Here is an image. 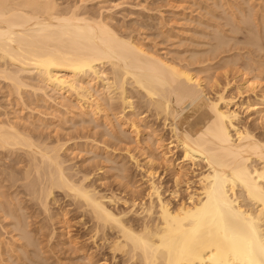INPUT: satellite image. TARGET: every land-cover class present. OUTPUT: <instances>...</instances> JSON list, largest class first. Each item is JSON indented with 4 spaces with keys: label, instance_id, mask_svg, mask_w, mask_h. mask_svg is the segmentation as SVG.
I'll return each mask as SVG.
<instances>
[{
    "label": "bare ground",
    "instance_id": "bare-ground-1",
    "mask_svg": "<svg viewBox=\"0 0 264 264\" xmlns=\"http://www.w3.org/2000/svg\"><path fill=\"white\" fill-rule=\"evenodd\" d=\"M56 1L58 0H0V79L10 82L12 88L9 89L20 95L28 85L24 82L27 78L23 79L20 73L22 70L34 72L38 84L52 89L61 96L59 99L64 98L65 93L72 94L80 104V109L87 108L90 110L89 114L94 115L107 110L106 99L110 103L115 94L113 91L118 93L123 110H133L128 85L141 96L147 105L146 110H153L155 116L164 118L163 124L169 126L171 140L163 144L160 136L151 130L154 136L151 141L158 150V153L155 151V158L145 153L142 162L130 154V159L142 171L141 178L146 184L147 198L144 200L141 195L143 199L137 197L141 201L136 200L135 196L128 200L114 194L100 193L93 185L86 183L89 178L87 174L75 179L77 174L73 177L72 173H68L66 161L61 156L64 150L62 143L56 142L49 146L46 144L48 140L41 143L35 138L36 141L30 133L23 132L12 121L0 120V148L12 152L21 150L29 157L28 162L24 161L28 167H25L26 173L23 172V175H26L23 177L28 179L32 173L33 177L26 180L27 183L23 186L36 197L38 204L42 206V214H49L47 211L49 212L48 206L51 204L48 205V199L50 196L53 199L54 189L64 192V196L73 199L70 202L75 201L72 204H75V208L78 206L79 212L83 211L89 216L94 232L92 238L99 232L102 233H99L103 238L101 242L104 240L103 244H106L104 246L114 262L118 259L116 257L121 256L126 264H264V139L240 122L238 111L233 108L237 106L236 102L224 93L226 87L218 90L216 85L219 83L216 84L217 80H213L216 78L213 75L211 79L206 77L210 76L207 72L209 66L205 65L206 70L201 67L202 63H206L205 60L196 59L195 54L190 55V62L195 59L194 62L202 68L200 70L196 68L197 64L193 63V67L187 60L184 64L183 60L155 53L133 35L119 33L106 17L80 14L77 11L80 7L77 5L73 8H68V5L63 9ZM262 7L259 10L261 12L262 9L264 11V2ZM244 16L247 18V15ZM253 30H248L250 35L254 34ZM256 30L258 29L254 32ZM256 35L254 37L257 39ZM249 39L251 40V36ZM219 42L215 46L224 43ZM252 42L257 45L259 41L255 42L252 38ZM252 42L250 43L253 45ZM258 45H261L260 42ZM216 49L215 47L214 50ZM209 60L207 59V63ZM251 62L249 73H257L252 72V76H247L249 73L246 67L247 71L243 70L244 81L237 86L239 91L244 86L257 88L264 81V70L262 74L258 71L261 66L258 64L264 65V61L257 64ZM13 64L21 66L19 73V68L16 71L7 68V65ZM106 64L109 65L111 80L104 72L106 69H103ZM212 65L213 63L211 67ZM263 67L261 68L264 69ZM98 80L104 82L102 86L107 96L105 93V96L99 94ZM37 87L36 85L31 89L37 90ZM214 87L217 90L211 91L212 94L215 93L209 96L212 94L208 93L210 91L207 88L213 90ZM40 88L37 92L42 91ZM261 93L257 103L259 107L255 109L256 107H252L255 104L247 103L246 109L254 108V113H259L260 120L264 123V90ZM117 115L113 114L119 126L127 122L129 129L135 134L136 143H139L140 131L136 117L131 120L124 118V115ZM172 148L181 151L180 163L170 160ZM157 160H162L166 168L172 170L175 188L169 192L167 190L170 197L164 195L160 180L156 178L153 165ZM199 165L201 170L193 174L196 180H191L190 173H194V167ZM194 181L196 187L192 185L194 188L190 190V184ZM182 185H185L187 196L177 201L175 199ZM137 187L131 184V192L135 193ZM171 198L177 202L176 205L172 204L174 200L171 201ZM118 202L125 207L114 211L115 208L112 209L109 204ZM130 215L141 217L139 227L133 224L137 226L134 227L127 220L128 216V219L131 218ZM81 216L83 218L84 215ZM20 219L17 229L23 237L28 238L29 230L25 225L24 229V223L21 224ZM67 227L62 229L67 232Z\"/></svg>",
    "mask_w": 264,
    "mask_h": 264
},
{
    "label": "rangeland",
    "instance_id": "rangeland-1",
    "mask_svg": "<svg viewBox=\"0 0 264 264\" xmlns=\"http://www.w3.org/2000/svg\"><path fill=\"white\" fill-rule=\"evenodd\" d=\"M56 2L63 9L67 8L68 5V8H73V6L77 5L78 8L80 7L77 11L83 15L87 14L94 17L99 15L106 17L105 19L114 26L119 33L129 36L133 35L155 53L165 54V56L167 55V57L176 60H183L184 64L187 60L191 65H193V63L194 65L197 64L194 62L195 59L190 62L192 59H190V57L194 54V56L197 57L196 59L205 60L204 62L206 63H202L204 67H201L206 70V66H209L208 68L211 72L210 73L207 69L210 76L207 74L208 76L206 77H210V79L212 77L216 78L213 80H217L215 81L216 84L219 83L216 85L218 86L217 89L219 88L218 90L221 88L223 89V86L226 87L224 93L227 97H232L233 101L236 102L237 106H233V108H236L238 111L239 117L241 118L240 122L248 126L249 129H253L254 131H252L256 136L260 135L258 137L264 139L263 120H260L261 115L259 116V113H254V108L256 107L255 109H257L259 107L257 103L260 101L261 92L264 90V81L260 83L261 86L259 85L257 88L254 87V89L244 86V88L242 87L239 91L237 87L244 81L243 70L247 71L248 69L249 73L251 61L256 62V64L263 63L264 61V39H262L264 38L262 36L264 34V32L262 33L264 30V11L263 9L262 12L259 11L263 8V0H58ZM260 5L261 7H258ZM250 14H252V16ZM253 14L256 16L254 17ZM244 15H247V18H245ZM244 19H247L245 22L246 24L244 23ZM248 20L250 22H248ZM249 27L254 30L258 29L256 30L257 32L255 31L257 35L254 30L252 31L254 34L250 35L251 32H248V30L251 31V29ZM234 28L236 30H234ZM261 28H263L262 31ZM258 31L261 32L258 33ZM255 35L257 39L254 37ZM250 36L251 40L249 39ZM217 37H220L219 39L222 41ZM224 37L226 38L224 39ZM252 38H254L255 42L258 40L261 45H258L259 42H257V46L256 43L252 42ZM218 42H224L225 45L222 43L220 46H215ZM250 42H252L253 45ZM215 47L217 48L216 50H214ZM255 47H259L262 50L258 48L257 51ZM207 49L210 51L213 50L210 52L209 50L206 51ZM249 58L254 59L250 61ZM207 59H210L209 63H207ZM256 59L260 61L258 62ZM226 61L228 63H226ZM246 62L249 63L245 65ZM0 63L2 64V62ZM212 63L213 65L211 67ZM231 63L235 64L232 65ZM239 63L241 66L238 65ZM194 65L193 67L196 66L197 69L201 68L199 64H197L198 67ZM258 65H261L258 71L262 74L264 69L261 67L264 65ZM9 67L13 71L19 68L17 70L18 73L21 70L19 64H13L12 66L7 65L8 69ZM105 67L103 68L106 69L104 72L107 73V77L111 80L112 76L108 71L109 65L106 64ZM252 72L254 74L257 73V71H251V74L247 72L244 73H247V76L250 77L252 76ZM20 74H22L20 75L21 77H24L23 79L27 78L24 80L26 84L32 87H36L37 85L39 88L41 86L42 91L37 92V90H39L38 87L37 90L36 88H33V90L31 89L32 87L26 85L27 87L22 90L24 92L21 91L19 95L11 91L12 89H9L12 88L10 82L0 79V120L12 121L17 124L23 132L26 131L30 133L29 135H32L31 137H34V140L38 139L41 143H46L44 141L48 140L46 144L49 146L56 142L62 143L64 150L61 152V156L66 161V171L72 173L73 177L77 174V176L75 175L74 177L75 179L87 174L89 178L86 183L88 185H93L100 193L106 195L114 194L117 197L126 198L128 200L134 196L136 200L139 201L143 198L144 200L147 198L145 196V191L147 190L145 188L146 184L143 178H141L142 171L136 167L135 163L130 159V154L134 155L137 159L139 158L138 160L142 162L146 154L155 158L158 150L154 147L155 145L153 146L154 142L152 141L154 138L152 137L154 136L152 131L154 130L155 134L160 136L163 144H167V142L171 140V134L169 132V126L163 124L164 118L162 116H159V118L154 115L152 112L153 110H146L148 109L147 105L143 102L141 96L136 93V90L131 89V87L127 85L131 101L133 102V110H129V108L123 110V106L120 104L121 101H119L118 98V93L113 91L115 93L113 94L111 92V95L113 94V99L110 103L107 99V103L105 102L107 110L96 114V116L92 113L89 114L90 110L88 109V111L87 108L80 109V104H78L75 96H71L72 94H69V96L65 93L64 95L66 98L59 99V97H61L58 96L59 94L50 88L47 89L44 84H38L39 81L35 80L36 77L34 72H23L22 70ZM202 75L204 76L205 74ZM103 77L105 80V76ZM102 82L100 80L97 81V89L101 96H105L103 94L105 93V89H103ZM214 88L213 90L207 88V91H210L208 93L212 94L211 91L217 90L216 87ZM214 93L215 92L209 96H213ZM105 94L106 96L108 95L107 92ZM247 103L250 105L255 104L252 106L254 108L250 107L246 109ZM113 114L124 115V118L131 120L135 119L134 116L136 117L137 123L139 124L138 131L140 132H138V136L140 144L136 143L135 134L131 132L127 122L119 126ZM92 115H94V117ZM109 120L111 126L110 123H108ZM139 120L142 123L139 122ZM145 138L149 140L148 142H151L152 145L144 141L146 140ZM178 150L177 148H172L169 153V158L172 162L180 163L182 161L180 157L181 151ZM10 151L9 149L4 150L0 148V264H126L121 256L116 257L118 259H116L117 261L115 260V262L111 259V254L107 247L104 246L106 244H103L104 240L101 242L103 239L102 235H100L102 234L101 232H99L100 234L98 233L99 237L95 235L96 237L94 238L93 236L92 238L94 232L92 223H89V216L83 211L79 212L78 206L75 208V204H72L75 203V201L72 202V198L64 196V192L54 189L52 194L54 196L53 199L52 196L49 197L50 200L48 199V205L51 204L48 206L50 209L47 213L49 214H45L46 212H44L45 215H43L42 206L38 204L36 197L31 194L29 189L23 186L27 183L26 180L33 177V173L28 179L23 177L26 175H23V172L26 173L25 167H28L26 164L29 157H26L25 152H21V150H18V152L17 150L13 152ZM186 168L188 169V167ZM153 169L156 172L157 180H160L162 192L164 195L166 194L165 196L170 197L168 192L175 188L172 181V170L166 168L162 160H157L153 165ZM194 170V173H190L191 180H196L193 174H196V172L198 173V171L201 170V166H195ZM16 178L18 179L15 180ZM19 180L24 183L19 182ZM15 183L17 185H15ZM19 183H21L22 186ZM194 183L195 181L193 183L191 182L190 190L196 187V183ZM131 184L138 186L135 189V193L131 192ZM192 185H194V187H192ZM26 190L29 192L28 194ZM178 192V198L176 197L175 200L179 201L186 198L187 191L185 190V185L180 186ZM137 197H141V199ZM33 198L34 201L32 202ZM71 199L72 201L70 202ZM172 199L174 200V198H171V201ZM175 200L174 202L172 201L173 205L177 204ZM109 206L112 209L115 208L114 211H118L125 207L120 202L113 205L109 204ZM60 213H62V215ZM81 215H84L83 218ZM11 216H15V218ZM133 216L134 215H130V219H128V216L127 220L131 221L132 225L135 224L139 227L142 222L141 217ZM19 219L20 223H24L23 226L25 225L26 229L29 230V232L25 230L27 231L28 238L23 237L22 234L19 233V229H17V222ZM28 223L29 225H26ZM60 223L65 227L68 226L66 228L67 232L64 231L65 227ZM135 225L133 226L137 227ZM62 230L64 231L63 233ZM65 235L67 236L65 237ZM109 235L110 233L107 237ZM33 236L34 238H31ZM48 237H52V239ZM68 237L69 239H67ZM91 239H93L94 242ZM72 240L74 241L70 242ZM31 243H33V246ZM85 258H88V260ZM119 260H121V262Z\"/></svg>",
    "mask_w": 264,
    "mask_h": 264
}]
</instances>
